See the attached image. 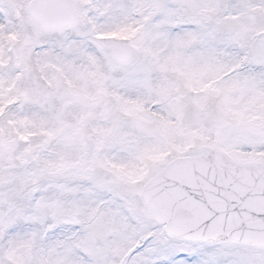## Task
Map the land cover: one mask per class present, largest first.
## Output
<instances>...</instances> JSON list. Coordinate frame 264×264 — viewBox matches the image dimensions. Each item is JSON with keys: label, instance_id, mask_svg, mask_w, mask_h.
<instances>
[{"label": "snow or ice", "instance_id": "1", "mask_svg": "<svg viewBox=\"0 0 264 264\" xmlns=\"http://www.w3.org/2000/svg\"><path fill=\"white\" fill-rule=\"evenodd\" d=\"M0 264H264V0H0Z\"/></svg>", "mask_w": 264, "mask_h": 264}]
</instances>
